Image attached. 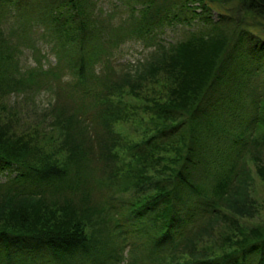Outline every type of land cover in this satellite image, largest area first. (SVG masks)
Instances as JSON below:
<instances>
[{
	"label": "trees",
	"instance_id": "obj_1",
	"mask_svg": "<svg viewBox=\"0 0 264 264\" xmlns=\"http://www.w3.org/2000/svg\"><path fill=\"white\" fill-rule=\"evenodd\" d=\"M139 1L144 5L143 16L135 20L131 29L135 33L141 31V35L156 28L159 13L169 11V5L190 6L187 3L191 0H161L162 5L159 0ZM197 1L202 8L213 4L219 9L215 4L221 3V0ZM241 1L245 8H258L264 14V0ZM218 11L215 20L207 21L206 30L191 33L174 45H159L157 56L144 64L152 75L164 71L172 84L165 101L156 100L149 106L154 131L139 142L128 143L113 126L129 117L120 101L122 90L128 87L130 93L138 96V82L131 81L129 76L122 83L111 82L105 74H97L94 67L98 61L104 64L102 51L111 48L115 41L120 42L107 40L104 43L108 47L103 43L97 53L94 40L121 31L123 23L113 29L117 26L109 23V17L101 16L103 11L97 8L95 0H0V94L22 90L27 79L30 81V78H15L14 68H17L11 64L15 56L9 44L11 36L32 42L40 33L49 37L52 45L60 42L58 60L48 71L78 74L74 81V76L65 74L69 77L67 83L73 82L66 83V93L82 100L70 111L55 102L59 108L54 110L50 124L61 131L62 139L53 155L31 140L8 135L3 126L0 128V171H14L12 176L0 181V261L10 263L12 250L15 255L31 258L47 250L54 264H117L109 258L108 223L112 212L115 225L119 226L118 235L137 237L138 226L143 228L147 235L143 242L131 243L133 248L146 250L151 262L264 264V223L246 228L240 222L243 216L253 214L249 176L244 174L247 172L239 175L234 173L233 166H226L222 176L210 185L211 192L200 206L188 203L193 196L191 191L194 195L206 192V187L198 189L196 185L200 182L195 177L198 170L210 164L225 166L216 136L220 133L225 136L228 131L225 127L235 121L223 122L218 103L235 104L243 86L247 87V81L240 80L244 67L238 72L233 63L238 60L244 66L238 56L248 64L258 58L257 53L264 54V42L254 41L255 24ZM10 14L15 20L9 21L7 35L3 25ZM171 17L177 19L178 13L173 11ZM34 27L38 31L42 27V31L35 33ZM88 74L91 85L82 82ZM258 121L264 123V118L258 117ZM249 126L248 120L246 128ZM210 137H215L216 143L212 144ZM226 137L229 139V135ZM157 149L173 151L169 159L172 164L162 165L168 170L166 177L156 167L163 159L156 155ZM59 152L61 158L55 156ZM152 169L163 178L149 182L148 170ZM257 174L264 181V164L257 168ZM232 175L237 182L230 189ZM131 187L142 196L127 202L115 197V193ZM151 187L153 192L149 190ZM95 195L99 199H93ZM200 218L231 221L230 249L214 254L193 246L187 232ZM183 238L184 243L176 246ZM167 249L173 250L166 257ZM185 255V262H180V257Z\"/></svg>",
	"mask_w": 264,
	"mask_h": 264
},
{
	"label": "rangeland",
	"instance_id": "obj_2",
	"mask_svg": "<svg viewBox=\"0 0 264 264\" xmlns=\"http://www.w3.org/2000/svg\"><path fill=\"white\" fill-rule=\"evenodd\" d=\"M95 1L97 8L103 11L101 16L109 17V23L117 26L113 29H118L122 23L124 26L121 31L112 32V35L109 37L94 40L95 51L97 53L100 52V47H102L105 41L120 40V42L115 41L114 45H110L111 48L108 50L102 51L104 64L100 63V61L94 64L96 73L102 74V76L105 74V77L111 82L122 83L126 78L125 76H129L131 81L136 80L138 82V96L130 93L128 87H124L122 90L120 101L128 111L129 117L127 115V118L119 120L113 126L114 130L128 143L139 142L154 131L155 126L150 120L153 114L149 106L156 100L160 102L165 101L168 89L172 84L170 77L164 71H159L152 75V72H149L147 67L145 68L144 66L149 60L157 56L158 52L156 54L155 52L159 45H163L164 47L174 45L187 39L191 33L206 30L208 27L207 21L215 20L219 12L218 10L226 14L230 13L233 15V18L235 16L240 19L246 18V20H250L256 26V39L254 41L258 44L264 42V14L259 13L260 10L258 8H254V10H251L250 7L245 8V4L241 0H221V3L215 4L219 9H215L213 4L202 8L197 0H191L187 3L190 6H186L185 4L181 8H174L175 6L170 7L169 5V11L163 10L159 13L160 21L157 20L156 28L151 32H142L141 35V31H136L137 33H135L131 28L135 26V20L143 16V2L139 0ZM159 4L162 5L161 0H159ZM236 9L239 11H236ZM173 11L178 13L177 19L171 17ZM166 13L167 15L169 13L167 17H165ZM244 13L246 14L244 15ZM12 14L14 13L12 12ZM12 14L10 16L7 15V24L3 25L6 26L4 30L7 35V27L11 26L9 21L15 20ZM33 30L36 33L42 31V27H40L39 31L38 27ZM11 38L12 40L9 41V44L15 53V56L11 59V64L17 68H14L15 78H30V81L27 79L28 82L22 90L0 94V128L3 126L8 135L31 140L41 150L43 149L53 155L55 154L54 151H57V145H59L62 139L61 131L50 124L53 122L54 110L59 108L56 107L55 102L58 101L59 105L68 108V111H70L71 109H75L82 100L71 98L66 93V90H68L67 84L73 83H67L69 77L65 74L71 75L70 73L55 71L57 73L53 74L51 71H48V68L54 66L56 60H58L60 42L52 45L53 41L45 35L41 36L40 33L36 34V39L32 42H26L23 38H18L14 34ZM104 46L108 47V44L104 43ZM68 50L72 53L71 46L68 47ZM257 56L258 58L248 64H246V61L241 56H238L244 63V66L240 65L238 60H235L233 63V65L237 66L235 69L238 72H241V68L244 67L243 77H240V80L247 81V87L243 86L239 101H236L235 104L218 103L222 107L221 119L223 122L229 123L230 119L235 121L233 124L225 127L228 130L225 131V136L224 133L216 136L218 137L216 145L220 148L225 166L218 167L210 164L203 167V169L201 167L196 174L197 176H195L200 181L196 185L198 189L206 187V192L194 195V192L191 191L190 196H193L188 200V203L191 202L189 203L190 206H200L201 202L211 192L210 185H214L220 176H222L223 170L228 168L226 166H233L234 173L239 172V175L245 171L247 173L244 174L249 176V180H247L248 192L252 200L251 207L253 210L252 216H243L240 219L241 224L246 228H250L254 223H264V181L257 174V168L264 164V123L258 121V117L264 118V54L257 53ZM66 66H68V63ZM71 76H74L73 73ZM88 77H90L89 74L82 82L91 85L90 81L92 80ZM143 77H145L143 80L138 81V79ZM53 78L59 79V81L55 82ZM77 78L78 74L72 78V81ZM45 80L47 81L45 82ZM248 120L250 121V126L246 128ZM98 130H100V126ZM240 133H243V135H240ZM228 135L229 139L226 137ZM233 139L235 140L234 142L232 141ZM210 140L212 144L213 142L216 143L215 137H210ZM120 152L122 154L125 153L124 150ZM59 153L55 156L61 158L62 152ZM156 155L163 157L160 161L161 164L159 165L158 163L156 167H159L160 172L164 173L161 176L166 177L168 170L162 167V165L172 164L169 159L173 156V151L169 149L159 151L157 149ZM123 156L121 155L120 157ZM127 160L129 161L128 158L125 159V161ZM13 174L14 171L3 169L2 172L0 171V181L5 180ZM148 175L150 178L148 179L149 182L163 178L155 173V169L148 170ZM233 179L234 175H232V180L229 183L230 189L237 182V179ZM147 189H145V193ZM149 190L153 192L152 187ZM98 195H95L93 199H99ZM140 196H142V193L134 190L132 187L126 191L115 193V197H121L122 201L126 202L137 199ZM123 209H121L122 212H124ZM227 211L225 210V213ZM114 215V213L110 212L109 217L111 220L108 223L109 238L111 239L110 261L117 264H159V262L154 260L152 262L149 261L147 257L148 252L142 250L143 248L132 247L131 242L140 244L146 238L147 235H145L143 228L138 226L137 237H132L128 234L125 237L123 234L118 235L120 230L119 226L115 225L116 217ZM206 218L204 221L203 218H200L187 232L188 237L191 236L192 238L193 246L195 245V248L198 250L207 249L214 254H220L230 249L232 245L228 236L232 232L231 227H229L231 226L229 223L231 221L223 223L224 221L222 220L216 222L214 219H209L208 221ZM121 223H124V219ZM148 224L152 227L151 223L145 225ZM129 225L130 222L127 223V228ZM198 229H200L198 234H194ZM151 234H153V230H151ZM178 241L176 246L179 247L184 243V238ZM118 249L120 256L117 255L116 257ZM171 250L173 249L164 251L166 257ZM34 256L36 257H20L15 255V251L12 250V261L8 264H22V262H25V264H54L51 261L52 254L50 251L42 250L40 253H35ZM118 256L120 259H116ZM185 258H187L186 255L180 257V262H183ZM29 259L34 262L29 263ZM0 264H7V262L0 261ZM170 264H175V262L171 261Z\"/></svg>",
	"mask_w": 264,
	"mask_h": 264
}]
</instances>
